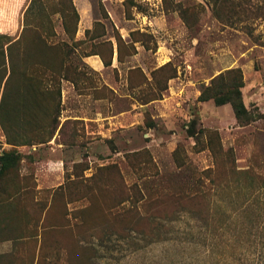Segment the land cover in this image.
Returning <instances> with one entry per match:
<instances>
[{
    "label": "rangeland",
    "instance_id": "rangeland-1",
    "mask_svg": "<svg viewBox=\"0 0 264 264\" xmlns=\"http://www.w3.org/2000/svg\"><path fill=\"white\" fill-rule=\"evenodd\" d=\"M75 1L82 31L74 0H0V33L51 44L25 31L33 81L0 83V264H264V0ZM230 68L242 126L198 100Z\"/></svg>",
    "mask_w": 264,
    "mask_h": 264
},
{
    "label": "trees",
    "instance_id": "trees-1",
    "mask_svg": "<svg viewBox=\"0 0 264 264\" xmlns=\"http://www.w3.org/2000/svg\"><path fill=\"white\" fill-rule=\"evenodd\" d=\"M35 3L37 4L36 6L38 7V11H33ZM44 11V0H31L30 5L25 11V15L29 13L33 14L35 16V19H39L41 18V16H44L51 23L52 14L46 13ZM69 12L71 13V15L78 18L76 9L72 4H70ZM61 14L63 16V19L65 18V16H67L65 12H61ZM25 31L30 33L32 40L39 42V44L43 45L44 47L51 46V44L47 43V38L49 37L47 32H44V30L41 29L39 25L26 24L23 28L22 34L17 39H14L6 34L0 33V68L3 70L0 83L2 82V80L5 79V86L9 84L11 77H13L15 73L20 76L23 85L29 86L33 81V68L31 64L28 63L26 60L25 52L27 50L28 43L24 34L27 33ZM15 53H19L20 55V64L16 67ZM92 54L97 53L92 52ZM102 61L104 65H108L110 63L104 60L103 58ZM61 67V71L67 70V65L65 61L62 62ZM46 69L52 71L48 68ZM243 85L244 82L241 70L239 68H230L225 70L224 72H220L219 74L211 78L208 84H203L198 95V100L205 101L208 99H213L215 105H223L227 103L230 104L237 123L240 126L246 125L254 120L261 118L262 114H252L244 104L241 92V88L243 87ZM25 101H27V99H25ZM196 121L197 118L193 117L187 126V134L189 136H193L196 133L193 130ZM2 124L5 125L3 121ZM4 129L6 131L5 135L9 143L15 144L17 141H13V139L10 137L7 132V127L4 126ZM2 171V167H0V174L2 173ZM250 207H253V204H245L242 209H239L240 214L244 211V209L247 210ZM262 216H264V212Z\"/></svg>",
    "mask_w": 264,
    "mask_h": 264
},
{
    "label": "crops",
    "instance_id": "crops-1",
    "mask_svg": "<svg viewBox=\"0 0 264 264\" xmlns=\"http://www.w3.org/2000/svg\"><path fill=\"white\" fill-rule=\"evenodd\" d=\"M75 5L78 9L79 15H80V19H79V31L84 30L85 28H89L91 26V20H88V16L90 13L89 11H87V8L85 7L84 3H81L80 5H78L76 3V1L74 0ZM82 28V30H81ZM86 61V63L91 66L94 70L100 71L104 68V64L102 62V60L100 59L99 56L97 55H89L87 57H85L84 59ZM113 63H116V54L113 57ZM110 118V117H109Z\"/></svg>",
    "mask_w": 264,
    "mask_h": 264
}]
</instances>
